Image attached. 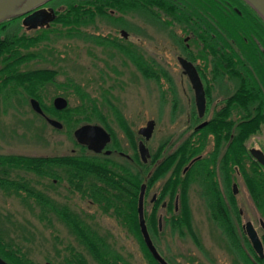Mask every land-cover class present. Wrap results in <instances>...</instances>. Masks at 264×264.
I'll return each mask as SVG.
<instances>
[{"label": "rangeland", "instance_id": "rangeland-1", "mask_svg": "<svg viewBox=\"0 0 264 264\" xmlns=\"http://www.w3.org/2000/svg\"><path fill=\"white\" fill-rule=\"evenodd\" d=\"M63 4L60 0L58 8L64 7ZM105 8L107 14L94 11V15L79 25L78 32H73L74 34H67L65 31L58 33L53 29L27 31L20 17L6 20L0 28V36L11 37L22 33L44 35L36 44L28 46L29 48L19 47L22 52L32 51L38 55L29 58L27 62L21 59L16 65L21 70L43 66L55 69L54 77L41 87L38 86L35 94L39 95V99L47 106L52 104L54 95H64L68 99L69 108L58 115L50 113L63 123L61 128H57L33 110L29 97L34 95L29 94L25 88L18 85L15 89H10L11 84L10 88L9 85L3 87L0 90L2 155L92 153L75 140L73 129L88 120L101 122L102 118L105 122L108 121L113 130L117 141L113 146L123 145L127 148L124 129L120 126L117 113L111 107L110 101L119 108L134 131L147 118L155 119V127L147 145L156 148L162 142L164 144L162 155L173 150L181 141L184 121L191 115L194 107L190 92L182 89L186 85V80L176 60L179 52L173 44L177 41L174 40L175 37H170L171 33L173 35L178 33L176 30H180L176 26L177 23L172 20L171 25H167L148 11L139 8L124 11L108 6ZM50 24L53 28L67 29L66 25H61L58 20ZM137 24L146 27L144 32L146 36H142L140 40L144 41L145 48L164 67L160 69L164 74L158 73L155 79L146 80L141 77L139 79L131 63L126 62L122 53H113L111 57L110 53L115 52V49L97 46L91 39V35L96 33L99 37L113 35L123 39L119 30L125 29L129 33L126 39L130 42L136 38ZM164 71L167 73L170 71L177 91L171 90L169 77ZM81 101L84 102L85 109L82 107L74 109ZM262 132L260 131L259 136L264 135ZM112 157L125 161L117 154ZM1 165L3 163H0ZM140 165L142 168L141 162ZM17 174L25 176L37 189H42L50 195L57 205L65 204L77 213L84 225L95 229L102 237L108 254L118 256L129 264H155L146 254L136 230L129 228L119 218L103 210L99 203L71 187L63 172L59 171L57 177L41 176L23 170H18ZM162 180H158V185H161ZM197 186L192 183L187 193L196 234L186 230L181 224L174 225V219L171 221V211L161 207L158 209L159 213H162V227L152 236L158 247L166 254L171 252L179 254L176 249L197 248L202 243L205 247H222L217 238L213 240V237L207 234L206 226L202 223V200ZM153 189L155 187L151 190L150 186L147 188L145 212L150 209L147 200ZM249 203L252 205L251 200ZM40 213H42L40 204H37L35 199L31 197L23 199L22 196L6 193L0 188L1 234L8 240L13 239L21 252L36 264H75L67 259L73 248L84 252L90 264H98L58 214L48 212L47 217H40ZM200 231L203 233L202 243L197 238Z\"/></svg>", "mask_w": 264, "mask_h": 264}, {"label": "flooded vegetation", "instance_id": "flooded-vegetation-1", "mask_svg": "<svg viewBox=\"0 0 264 264\" xmlns=\"http://www.w3.org/2000/svg\"><path fill=\"white\" fill-rule=\"evenodd\" d=\"M217 1L219 2V0ZM206 4L207 8L201 7L195 10L202 16L187 15L182 17L180 22L173 20L180 30H176L178 33L173 35L170 31V37H175L174 40L177 41H175L176 44H173L179 52L176 55V60L186 80V85L182 89L185 92H190V99L193 101L192 106L194 107L191 115L184 121L183 135L175 148L162 155L161 151L164 147L162 142V145L159 144L156 148L149 147L147 141L153 133L155 119L147 118L134 131L119 108L110 100L111 107L117 113L119 124L124 129L127 148L123 145L121 147L113 146L117 141L108 121L105 122L103 118L101 122L86 121L101 125L109 133V140L101 150L95 151L87 144L78 142L76 138L75 140L92 153L109 156L114 163L113 166L125 167L127 172L135 178L138 185L136 209L140 185L142 182L145 183L143 206L146 226L145 201L146 191L150 186V190L153 187L155 189L150 192L147 200L150 205L148 213L152 216L154 214L158 230L162 227V213L158 211L161 207L172 212L171 221L178 214L180 216L182 214L183 218L185 210L187 217L185 221L182 220L184 223L182 225L186 230L196 234L191 220L192 212L187 193L188 187L192 183L198 185L197 189L202 200V223L206 226L207 234L213 237V240L217 238L222 247H205L202 243L203 233L200 231V235H197L202 243L200 247L180 248L176 249L179 254L172 252L166 254L158 247L152 236L156 231H149L147 226L149 236L157 251L169 264H264V214L260 209V206L264 205V201H260L259 204L254 202L244 177V172L250 171L252 165L257 168L255 169L257 172L264 171V164L253 153V150H256L255 152L264 155V135L259 136L260 131L264 132V21L246 0H223L222 9L226 12L229 11V17L234 19V24L230 32L224 33L221 37L218 13L214 10L212 3L206 1ZM219 4L221 5V1ZM38 7L52 9L53 19L48 23L36 26L22 23L25 30L39 29L41 31L44 28H49L50 23L56 19L57 12L63 8H58L56 0H47L35 8ZM233 10L237 12V15L233 13ZM178 11L190 12V10ZM27 13L19 15L21 22ZM245 23H247L245 25L247 28L244 27ZM65 27L80 28L79 25H66ZM135 27L136 38L130 42L126 39L129 33L125 31L123 34L122 29L119 32L123 39L113 35H105L106 37H102L105 39H98L97 33L91 35V39L97 46L115 49V52L110 53L111 57L113 53H122L126 62L131 63L130 65L138 78L155 79L157 70L162 74L163 71L160 69L164 67L145 48L144 41L140 40L142 36H146L144 33L146 27L138 24ZM70 32L74 34L73 32L76 30L70 29ZM37 34L22 33L21 35L34 37ZM147 36L149 35L147 34ZM2 37L0 36V38ZM241 40L243 45H241ZM27 52L29 51L23 53ZM178 56L189 60L198 72L205 95L202 114H199L195 101V90L187 73L179 63ZM27 61L28 59L23 60V62ZM122 62L124 61L122 60ZM236 66L239 68L238 71H236ZM37 68L53 70L52 78L56 74V70L48 66ZM167 71L164 72L167 73ZM167 75L171 83V90L177 91L170 71ZM1 76H9V74L2 73ZM42 85L44 84L41 83L39 87ZM57 95L61 94L54 95L51 105L56 109H62L54 105L53 101ZM31 97L38 100L43 113L33 109L34 111L46 121V116L54 117L45 110L44 104L38 97ZM31 97H29V102ZM66 100L68 104V99L66 98ZM149 120H153V128L146 137L144 133L140 132V127L145 126ZM247 120H258L259 129L244 136L237 149L235 144L236 128ZM140 141H143L147 148L146 159L141 158ZM177 149H180L179 152ZM5 154L10 153L3 155ZM114 154L124 158L125 161L113 158ZM167 159L168 161H166ZM163 161L166 162L163 170L157 172V166ZM140 162L143 164L142 168ZM145 165H147L146 169ZM143 171L145 172L143 173ZM140 176H143L141 182L138 181ZM158 180H162L161 185H158ZM136 181L132 183L135 185ZM247 199L248 203H246ZM249 199L252 205L249 203ZM200 228L202 230V225ZM250 231L260 239L262 254L253 246ZM148 251L151 262L161 264L149 249Z\"/></svg>", "mask_w": 264, "mask_h": 264}, {"label": "trees", "instance_id": "trees-1", "mask_svg": "<svg viewBox=\"0 0 264 264\" xmlns=\"http://www.w3.org/2000/svg\"><path fill=\"white\" fill-rule=\"evenodd\" d=\"M58 3L60 0H56ZM63 8L57 12L55 20L60 21L61 25H81L87 21L90 16L94 15V11L105 13V7H112L119 10H130L133 8H139L140 10L148 11L151 15H154L157 19L170 24L172 20L180 22V19L184 16H202L195 10L197 8H207L206 1L213 4L214 10L218 13V26L220 35L230 32L231 27L234 24V19H230L229 11H224L222 2L221 5L217 0H61ZM57 3V4H58ZM251 7V6H250ZM178 10H190V12H181ZM193 10V11H191ZM163 12L165 15H163ZM258 16L260 14L255 11ZM233 13L237 15V12L233 10ZM166 16V17H165ZM19 15H15L0 21V28L5 24L6 20L17 18ZM87 17V18H86ZM261 17V16H260ZM262 18V17H261ZM264 21V19L262 18ZM244 24V27L247 28ZM78 32L77 27H70ZM70 28L60 29L44 28V30L53 29L58 33L70 32ZM74 32V33H76ZM44 35L38 33L34 37H26L24 35L3 36L0 38V72L8 73L9 76L0 77V90L3 87L15 89L16 86H22L29 92V94L37 96L35 90L41 83H45L52 78L53 70L47 68H29L21 70L17 67V62L21 59H29L38 55L29 51L23 53L19 50L20 46L28 47L34 45ZM98 39H105L99 37ZM240 40V39H239ZM241 45L243 41L241 40ZM242 49V48H241ZM239 63V62H238ZM236 66V71H238ZM245 70V69H244ZM158 76V70L157 74ZM9 89V90H10ZM9 93V92H7ZM83 93V92H82ZM81 93V95H83ZM92 103V101L90 100ZM96 102V101H95ZM94 103V102H93ZM84 102L81 101L80 105L74 107L84 108ZM95 104L93 105L95 110ZM46 111L52 114H60L64 111H68L66 106L62 109H56L54 106L44 105ZM89 118L87 116H84ZM83 117V118H84ZM81 119V118H80ZM79 119L77 118L76 121ZM259 129V121L243 122L236 128L235 144L237 149L240 145L241 139L244 136L252 132H256ZM180 149H177V151ZM179 152V151H178ZM238 153V150H237ZM165 161V160H164ZM164 161L157 166V172L163 170V166L166 164ZM168 161V159L166 160ZM0 188L9 194L22 196L23 199L31 197L35 199L37 204H40L42 213L40 217H47L48 212H55L58 214L64 223L70 228V230L77 236L79 243L84 245L89 254L96 260L98 264H129L123 261L120 257L112 256L108 254L105 247V243L102 237L97 231L88 225H84L81 218L77 213L73 212L67 205H57L55 200L42 189L39 190L35 185L31 184L29 179L25 176H19L18 170L35 172L41 176H53L57 177L58 172H63L68 184L74 189L87 195L93 201L99 203L103 210L110 212L116 218H119L129 228H133L139 234L143 248L146 254L150 257L148 248L146 247L144 240L140 234L139 225L137 221V209H136V196H137V181L127 172L125 167H115L110 157L99 153H67V154H54V155H25V154H5L0 155ZM252 165L251 170L244 172V177L248 185L249 191L255 203L259 204L260 201H264V171L259 170ZM15 172V173H14ZM13 174V175H12ZM143 176L139 177L138 181H142ZM135 182V185L132 182ZM262 213L264 214V205L260 206ZM172 219L174 225L182 226L183 221L186 219V212ZM147 219V226L149 231H156V219L153 214L145 212ZM183 220V221H182ZM72 253L69 254L67 259L75 264H90L86 255L81 250L72 249ZM0 256L7 260L10 264H36L30 257L24 252H21L19 246H17L13 239L8 240L3 237L0 230ZM157 264V263H155Z\"/></svg>", "mask_w": 264, "mask_h": 264}, {"label": "water", "instance_id": "water-1", "mask_svg": "<svg viewBox=\"0 0 264 264\" xmlns=\"http://www.w3.org/2000/svg\"><path fill=\"white\" fill-rule=\"evenodd\" d=\"M16 0H0V21L3 19L21 15L26 12L27 14L24 15L22 18V23L29 25V26H36L38 24H45L48 23L50 20L53 19L54 12L46 8L38 7L40 4L44 3L47 0H22L20 5L16 10H11L7 12ZM19 1V0H18ZM264 19V0H246ZM12 5V6H11ZM35 8L34 10L30 11L31 9ZM30 11V12H29ZM123 34H125V30L122 29ZM178 61L183 67L184 71L187 73L192 86L195 90V101L197 108L199 110V114H202L205 105V95L201 80L199 78L198 72L195 66L186 58L182 56H178ZM54 105L57 108H63L67 104V100L64 96L57 95L54 98ZM31 106L37 112L43 113L42 108L38 102V100L34 97L30 99ZM47 121L57 127H62V122L54 117L46 116ZM153 128V120H149L145 126L140 127V132L144 133L146 137L151 133ZM74 137L80 143L87 144L88 147L92 148L95 151L101 150L102 147L106 144L109 140V133L99 124L95 123H82L77 126L73 131ZM253 150L254 155L258 158V160L264 164V155L262 153L255 152ZM139 152L142 159H146L147 148L143 141L139 142ZM145 183L142 182L140 185V190L138 194V201H137V214H138V222L140 232L142 234V238L146 247L150 250L153 256L161 263V264H169L165 261V259L159 254L155 245L153 244L149 232L147 230V226L145 223L144 217V191H145ZM251 241L253 246L262 254V244L258 236L250 231ZM0 264H10L7 260H5L2 256H0Z\"/></svg>", "mask_w": 264, "mask_h": 264}, {"label": "bare ground", "instance_id": "bare-ground-1", "mask_svg": "<svg viewBox=\"0 0 264 264\" xmlns=\"http://www.w3.org/2000/svg\"><path fill=\"white\" fill-rule=\"evenodd\" d=\"M22 0H16L14 3H13V6L7 11V12H9V11H11V10H16L17 8H18V5H20V2H21Z\"/></svg>", "mask_w": 264, "mask_h": 264}]
</instances>
